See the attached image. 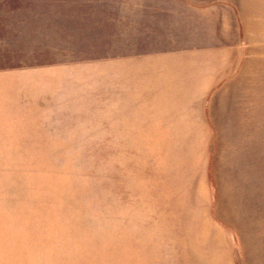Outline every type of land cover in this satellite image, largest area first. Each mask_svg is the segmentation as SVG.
<instances>
[{
    "label": "rangeland",
    "instance_id": "1",
    "mask_svg": "<svg viewBox=\"0 0 264 264\" xmlns=\"http://www.w3.org/2000/svg\"><path fill=\"white\" fill-rule=\"evenodd\" d=\"M187 48L213 128L113 144V71ZM0 264H264V0H0Z\"/></svg>",
    "mask_w": 264,
    "mask_h": 264
},
{
    "label": "crops",
    "instance_id": "2",
    "mask_svg": "<svg viewBox=\"0 0 264 264\" xmlns=\"http://www.w3.org/2000/svg\"><path fill=\"white\" fill-rule=\"evenodd\" d=\"M187 50L196 51H158L127 57L120 74L113 71L110 105L113 144H124L119 141L122 139H147L155 131L213 128L207 111L208 99L224 76L214 71L206 73L204 67L210 55L203 58L205 55H198L197 49ZM212 53L218 56V49Z\"/></svg>",
    "mask_w": 264,
    "mask_h": 264
}]
</instances>
